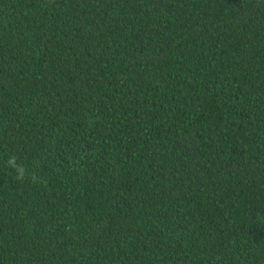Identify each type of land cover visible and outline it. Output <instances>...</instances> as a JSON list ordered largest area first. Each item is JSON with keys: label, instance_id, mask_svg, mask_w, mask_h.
Instances as JSON below:
<instances>
[{"label": "trees", "instance_id": "16d2710c", "mask_svg": "<svg viewBox=\"0 0 264 264\" xmlns=\"http://www.w3.org/2000/svg\"><path fill=\"white\" fill-rule=\"evenodd\" d=\"M0 264H264V0H0Z\"/></svg>", "mask_w": 264, "mask_h": 264}, {"label": "clouds", "instance_id": "9594fccd", "mask_svg": "<svg viewBox=\"0 0 264 264\" xmlns=\"http://www.w3.org/2000/svg\"><path fill=\"white\" fill-rule=\"evenodd\" d=\"M10 163H13L14 164V161H10Z\"/></svg>", "mask_w": 264, "mask_h": 264}]
</instances>
